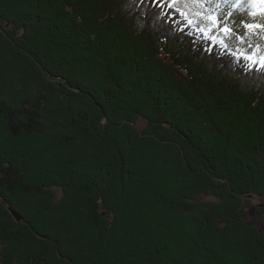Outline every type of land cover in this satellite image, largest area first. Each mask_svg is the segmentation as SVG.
Wrapping results in <instances>:
<instances>
[{
  "label": "trees",
  "instance_id": "trees-1",
  "mask_svg": "<svg viewBox=\"0 0 264 264\" xmlns=\"http://www.w3.org/2000/svg\"><path fill=\"white\" fill-rule=\"evenodd\" d=\"M212 36L172 0H0L1 264H264V68Z\"/></svg>",
  "mask_w": 264,
  "mask_h": 264
},
{
  "label": "rangeland",
  "instance_id": "rangeland-1",
  "mask_svg": "<svg viewBox=\"0 0 264 264\" xmlns=\"http://www.w3.org/2000/svg\"><path fill=\"white\" fill-rule=\"evenodd\" d=\"M243 1L244 2L249 1L248 4L250 3L252 5L251 0H243ZM176 2L184 10L187 9V13L188 14H191L194 17L199 18L201 21H203L202 19H206V20L207 19H210L209 17H211L210 20H212V17L214 16V13H213L214 6L217 8L218 11H220V8H222V7H219V6L217 7V5L215 3H213V0H176ZM232 2H233V0H228V2L226 3L225 0H224V4H225L224 6H226L229 10H231V11L234 12L233 8L230 6ZM246 5H247V3H246ZM234 9L236 11L237 10V7L234 8ZM210 25H212V24H210ZM227 27L234 28V27H232L231 24H228ZM218 28H219V32L218 33H219V36L220 37H224V36L227 37V39H229L232 44H235L238 47H243L247 52H249V45H248L247 41L245 40V38L242 36L243 35V32L241 30L234 28V29H232L231 34H228V36H227V35H224V30L219 25H218ZM215 34L217 35V33H215ZM249 53H251V52H249ZM253 55H256V53H254ZM144 124L145 123L143 121H139L138 122V126L140 128H142L144 126ZM54 192H55V196H56V199L57 200L63 194V192H62V190L60 188H55L54 189ZM216 200L217 199L215 197H213V196H202L200 198V201L199 202L216 201ZM261 207L262 206L255 208L254 205H252L251 207H249V205H248L247 208H246V210H247V212L249 214L248 217H249L250 221H252L253 224H256L262 230H264V215H263V217L257 215V209H260ZM12 211H16V210H14L13 208H11L8 211L11 220L13 222H15L16 224L19 223V222H23L21 220L16 219V217L14 216V214H13ZM16 212H18V211H16ZM24 225L29 226L30 224L24 223ZM71 245H72V242H70V246ZM73 246H74V244H73ZM257 248L259 250L260 249H263L261 246L256 247V249ZM66 256L67 257L65 258V260L68 261V262H72V261L69 260V258H70L69 256H72V254L71 253H69V254L67 253ZM59 257H61V256L59 255ZM1 262H2V260H0V264H1ZM6 264H9V263H6ZM13 264H17V263L13 262Z\"/></svg>",
  "mask_w": 264,
  "mask_h": 264
},
{
  "label": "bare ground",
  "instance_id": "bare-ground-1",
  "mask_svg": "<svg viewBox=\"0 0 264 264\" xmlns=\"http://www.w3.org/2000/svg\"><path fill=\"white\" fill-rule=\"evenodd\" d=\"M242 1V0H241ZM244 2V1H243ZM251 2H252V0H251ZM213 3H215L216 5H217V7L219 6V7H222V8H220V16H219V22L221 23V24H223V25H227V23H229L230 22V24L232 25V27H234L233 26V23L231 22V19H235V17L233 16L234 15V12L233 11H231V10H229L226 6H224L225 4H224V0H213ZM205 11V10H204ZM245 12H248V11H246V10H244ZM264 15V13H259L258 14V16H251L250 18L251 19H259L260 17H262ZM239 16V15H238ZM240 17V16H239ZM240 20L243 22V23H246L247 22V20H242V18L240 17ZM259 21H260V19H259ZM255 24H256V22H255ZM261 24V22L257 25V26H259ZM240 28H243L242 27V25L241 26H239ZM255 31H257V30H255ZM255 31H252V32H255ZM246 36H247V40H249V41H254L255 42V44H262V45H264V41H262V39H258L257 37H256V33H253V34H248V32H243ZM240 36V35H239Z\"/></svg>",
  "mask_w": 264,
  "mask_h": 264
},
{
  "label": "snow or ice",
  "instance_id": "snow-or-ice-1",
  "mask_svg": "<svg viewBox=\"0 0 264 264\" xmlns=\"http://www.w3.org/2000/svg\"><path fill=\"white\" fill-rule=\"evenodd\" d=\"M225 2L227 3L228 0H225ZM239 2L240 0H233L230 6L232 8H236L239 5ZM252 6L257 8V11L259 13H264V0H252ZM253 15H255V13H253ZM248 27L251 28L252 25H248ZM246 59L249 60L250 62L255 63L251 56L246 57ZM260 67L264 68V57H261L260 59Z\"/></svg>",
  "mask_w": 264,
  "mask_h": 264
},
{
  "label": "water",
  "instance_id": "water-1",
  "mask_svg": "<svg viewBox=\"0 0 264 264\" xmlns=\"http://www.w3.org/2000/svg\"><path fill=\"white\" fill-rule=\"evenodd\" d=\"M12 212H13L14 216L16 217V219L20 220L22 218V216L18 212H16V211H12Z\"/></svg>",
  "mask_w": 264,
  "mask_h": 264
}]
</instances>
